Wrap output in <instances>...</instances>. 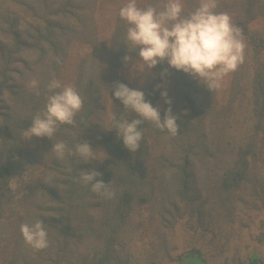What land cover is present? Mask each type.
I'll return each mask as SVG.
<instances>
[{
	"label": "rangeland",
	"instance_id": "374dc122",
	"mask_svg": "<svg viewBox=\"0 0 264 264\" xmlns=\"http://www.w3.org/2000/svg\"><path fill=\"white\" fill-rule=\"evenodd\" d=\"M139 2L142 5L144 0ZM64 3L68 9L60 12V4L63 6ZM68 3L76 5L70 7ZM120 3L121 0H0L2 40L13 41L15 30L19 29L33 33L34 29L53 18H58L68 28L65 37L62 36L65 51L56 65H43L47 59H40L39 53L32 52V49H19L9 63L8 84L21 85L27 91L23 96L11 94L15 109L20 106V111L30 120L37 108L32 105L31 93H40L41 86L52 77L62 84L79 88L80 77L89 76L95 67L99 68L98 79L104 84L116 79L134 88H143L145 99L151 102L155 98L151 104L161 115L166 108L171 112L175 109L171 74L179 72L181 82L184 85L189 82L191 87L195 78L175 69L170 71L166 63L137 70L141 62L136 60V53L128 52L121 44L125 25L117 15ZM195 3L196 0H183L184 11H190ZM215 5L214 10L227 13L233 24L242 17L238 0H215ZM248 27L264 34V15L256 16ZM239 30L244 43L243 60L223 78L219 87L213 88L214 98L224 108L214 118L205 120V129L216 156L210 155L209 159L203 153L196 155L192 168L197 176L196 183L191 184L184 200L178 191L176 194L164 185L174 167L168 166L166 170L162 167L157 171L156 158L165 152L172 135L148 129L150 145L144 164L151 181L146 186L151 195L149 201L132 209L125 220L118 218L119 223L116 222L113 232L110 230V209L94 207L99 204L100 196L89 190L80 197L91 205L85 218L80 212L72 211L73 214L65 215L55 224L51 219L52 208L45 211V206L50 205L53 198L37 183L43 179L57 186L59 183L53 179L71 157L61 160L64 163L61 166L50 152L46 153L50 149L47 148L48 138L19 137V150L9 158L10 170L3 188L0 264H26V260L34 258L40 260V264H55L57 261L61 264H95L97 255L112 244L114 256L109 260L111 264H264V121L253 113L252 89L257 67L254 52L246 34ZM116 32L117 53L129 56V60L120 66L113 65L110 56L105 57ZM260 53L264 55V48ZM158 70H162V83ZM194 83L199 84V81L195 79ZM161 91L166 92V97H161ZM8 99L10 101V97ZM103 99L107 124L113 105L109 91ZM66 132L68 137L79 140L80 132L68 128L55 133L53 142L65 140L62 134ZM82 138L86 139L84 135ZM240 148L246 151L244 158L247 160L243 176L237 185L222 193L221 177L239 164L241 155L237 151ZM39 216L45 222L48 246L34 250L25 244L19 225ZM46 216L49 221L44 220ZM68 218L80 220L70 223L71 229L65 234L67 244L62 248V224H66Z\"/></svg>",
	"mask_w": 264,
	"mask_h": 264
},
{
	"label": "trees",
	"instance_id": "16d2710c",
	"mask_svg": "<svg viewBox=\"0 0 264 264\" xmlns=\"http://www.w3.org/2000/svg\"><path fill=\"white\" fill-rule=\"evenodd\" d=\"M74 5L76 4L68 3L70 7ZM238 5L239 13L242 14V17L239 19L237 18L234 24L241 29L243 35L246 34L248 37L254 52L255 63L257 64L252 89L254 95L252 102L253 113L259 120L264 121V119H262L264 116V55L260 53V50L264 48V34L262 31L250 29L248 27V23L256 18V16L264 15V2L259 3V0H238ZM60 6V12L68 9L67 3H64L63 6L60 4ZM67 29L66 25H62L58 18H53L46 20L43 25L34 29L35 31H33V33L26 30H23V32L20 29L15 30L14 39L11 41L13 42L12 44L0 38V72L2 73L0 79V210L2 209L3 196L5 195L3 188L6 187L7 182L5 177L10 170L9 158L14 156L19 150V133L21 129L30 124V120L24 116V112L20 111V106H17V109H15L12 104L11 94L23 96L27 91L21 85L8 84L6 72L10 67L9 63L13 61V57L20 51L19 49H21V51L32 49V52L36 51L39 53L40 59H47L43 65H56L60 58H62V53L65 51V43L62 36L65 37V33L68 32ZM117 35L118 32H116L115 37L111 41V43L113 42L111 48H107L108 52H106L107 55L105 57L110 56L113 65L120 66L124 65L126 61L123 60L125 56L123 52L117 53L119 49L116 48V44H118ZM103 48H106V46L104 45ZM39 58L38 62L40 61ZM162 63L158 64L160 65ZM99 64L101 65L100 62ZM169 69L171 71L173 68ZM99 72V68L95 67L94 70L89 73V76L80 77L82 81L79 84V88L76 87L75 89L80 93L83 104L80 112H78L74 118L76 124L75 126L60 125L56 133H58L60 129L61 131L64 129L67 131L68 128L79 131L81 138L82 135H84L89 143L96 147L97 154H100L101 158H105L103 160H92L87 163H77L73 158H70L68 163L65 164L59 160L58 163L61 166L64 164V167L60 170L61 173L53 179L59 184L54 186L53 184L46 183L43 179H40L37 184L50 192V196L53 200L50 205L45 206V211H49L52 208L53 213L51 219L55 224H58V221H61L62 217L67 214H73L72 211L77 213L80 212L81 217L85 218L91 205L83 202L80 197L82 193L89 191V188L79 182L78 174L81 171L80 168L97 171L100 175L94 177V180L100 179L105 183L109 182V188L114 195L111 199H106L99 195V204H94V207L99 208V210L102 208L110 209L109 215H111L112 218L110 230L112 229V231L115 232L114 226L116 222L119 223L118 218L121 221L125 220L124 218L130 214L132 209H137L149 201L151 195L146 186L150 184L151 181L149 180L150 177L148 178V172L144 164L150 145L147 138V131L148 129H152L156 132L163 131L155 129L148 122H144L141 125L143 135L140 148H138L136 152H129L116 137L114 130L105 129L111 126V118L109 123L105 124L106 104L103 96L107 91H109L111 96L109 85L111 86L119 80L114 79L106 82L108 84H104L98 79ZM158 73L159 82L162 83V70H158ZM180 73H182V71ZM181 78L182 76L179 75V72L171 74V88L175 90L173 96L175 109H173L171 113L177 117V135L172 136L173 139L170 140V144H167L165 152L157 156L156 163L159 167L157 171L161 170L162 167L165 168L164 170H166L168 166L174 167L166 177L167 179L164 185L169 191L172 189L176 194L178 191L181 200H184L183 198L187 194L191 184L196 183L197 176L194 170H192L193 164L196 161V155L199 156L203 153L209 159L210 155L216 156V150L215 152L212 151V142L208 138L209 135L205 129V120L214 118L224 106L218 105L213 96V89L209 90L200 82L199 84H195V79L192 87L188 84L189 82L184 85L181 82ZM120 82L134 88L127 82L122 80ZM41 89V92L38 94H30V97L34 98V103L32 105L37 106L36 111L43 107V85ZM17 91H19V93H17ZM9 97L10 101L8 99ZM112 99L113 105L111 108V115L112 113H124V110L121 108L122 105H120L121 107L119 106V101L115 98ZM154 100L155 98L152 99L151 102ZM125 115L129 116V118L131 116L129 113H125ZM106 125L108 126L105 127ZM164 132L166 133V131ZM62 136L69 144L76 141L75 138L68 137L67 132L63 133ZM53 139L54 136L52 140ZM47 140H49V142L47 141V148H51L50 143H52V141L49 138ZM241 151L243 152L242 154L240 153ZM237 153L241 155L239 164L236 166L234 165L223 177H221L220 189L222 193L229 191L237 185V182L243 176L247 162L244 158V153H246V151L240 148ZM175 154H177L176 158H172ZM252 154H254L253 151ZM79 198L80 201L77 202ZM173 200L176 199L174 198ZM39 205L42 207L41 203ZM99 217H101V214ZM44 220L49 221V216H46ZM75 220L80 219L68 218L67 223L62 224L64 230L62 234L63 237L61 236L63 241L62 248L67 244V242H65L66 231L71 229L70 223H74ZM51 224L53 225V223ZM108 232L107 230V233ZM113 237H115V234ZM110 244H112V241H110ZM112 247L113 244L104 248L100 254L97 255L95 264H111L109 260L114 256ZM40 263L41 261L35 258L33 260H26V264ZM55 264L61 263L57 261Z\"/></svg>",
	"mask_w": 264,
	"mask_h": 264
},
{
	"label": "clouds",
	"instance_id": "9594fccd",
	"mask_svg": "<svg viewBox=\"0 0 264 264\" xmlns=\"http://www.w3.org/2000/svg\"><path fill=\"white\" fill-rule=\"evenodd\" d=\"M215 0H196L194 7L185 12L183 0H121L118 17L124 22L123 41L128 52H135L140 65L137 70L153 68L166 63L169 68L182 71L195 78L209 90L219 87L223 78L233 72L243 60L244 43L239 28L231 22L227 13L215 11ZM124 61L129 60L126 54ZM111 97L119 101L124 113H112L111 126L116 137L131 153L140 148L141 125L150 123L155 129L177 135V117L170 108L160 111L144 97V92L117 81L111 85ZM166 97V92H160ZM113 101V99H112ZM167 99L165 103H167ZM83 104L80 93L71 85L62 84L55 77L44 86L43 107L30 117V124L20 131V137L49 138L51 148L46 152L55 160L65 157L78 162L103 160L87 139L67 143L52 138L60 125L75 126V117ZM125 113L131 114L129 116ZM104 152V151H103ZM78 180L89 190L106 199L114 193L109 182L95 179V170L80 168ZM19 232L29 247L41 250L48 246L45 222L37 217L21 223Z\"/></svg>",
	"mask_w": 264,
	"mask_h": 264
}]
</instances>
